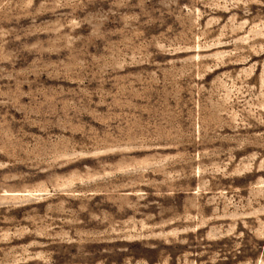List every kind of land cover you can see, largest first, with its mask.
Instances as JSON below:
<instances>
[{
  "label": "rangeland",
  "instance_id": "rangeland-1",
  "mask_svg": "<svg viewBox=\"0 0 264 264\" xmlns=\"http://www.w3.org/2000/svg\"><path fill=\"white\" fill-rule=\"evenodd\" d=\"M0 264H264V0H0Z\"/></svg>",
  "mask_w": 264,
  "mask_h": 264
}]
</instances>
